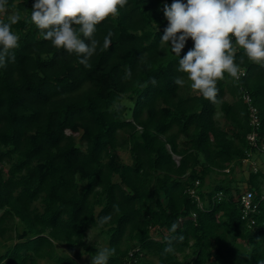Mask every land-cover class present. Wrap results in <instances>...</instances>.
<instances>
[{
  "label": "trees",
  "instance_id": "obj_1",
  "mask_svg": "<svg viewBox=\"0 0 264 264\" xmlns=\"http://www.w3.org/2000/svg\"><path fill=\"white\" fill-rule=\"evenodd\" d=\"M32 3L8 0L0 17H22L13 25L20 37L15 62L0 68V238L17 239L0 253V264H79L100 250L87 242L93 228L116 249L108 264H145L146 254L158 264H264V171L250 166L247 179L260 202L254 224L242 219V188L229 176L249 152L261 153L248 139L254 126L244 95L258 108L264 143V62L245 57V75L225 73L217 103L192 92L190 81L173 83L185 74L160 42L168 24L163 4L172 0H127L97 25L101 45L109 30L114 35L91 68L43 40L30 20ZM192 45L189 39L182 55ZM242 54L237 47V61ZM124 144L131 163L118 153ZM213 172L228 177L206 189ZM109 213L112 220L100 225ZM179 235L175 253L164 255L168 238Z\"/></svg>",
  "mask_w": 264,
  "mask_h": 264
},
{
  "label": "clouds",
  "instance_id": "obj_2",
  "mask_svg": "<svg viewBox=\"0 0 264 264\" xmlns=\"http://www.w3.org/2000/svg\"><path fill=\"white\" fill-rule=\"evenodd\" d=\"M126 4L127 0H33L30 20L41 30L43 40L69 55L75 54L81 65L91 68L90 60L97 49H108L114 35L109 30L101 45L96 38L97 25L116 16ZM7 11L8 0H0V13ZM162 11L168 24L160 42L167 43L178 57L176 71L185 74L173 78L175 85L184 87L190 81L191 88L219 103L217 81L225 79V73L239 79L245 57L264 62V0H172L171 5L163 4ZM21 18L15 12L8 16V22H0V68L15 62L14 50L20 46V37L13 25ZM189 39L193 45L182 55ZM237 47L243 50L238 61ZM125 76L132 77L130 68L125 70ZM150 82L157 84L154 77ZM111 220L109 213L98 222L104 225ZM178 227L173 222L169 231L175 233ZM183 240L182 235L169 237L163 254H174L176 245ZM115 252V247H105L91 264H108Z\"/></svg>",
  "mask_w": 264,
  "mask_h": 264
},
{
  "label": "rangeland",
  "instance_id": "obj_3",
  "mask_svg": "<svg viewBox=\"0 0 264 264\" xmlns=\"http://www.w3.org/2000/svg\"><path fill=\"white\" fill-rule=\"evenodd\" d=\"M10 13L13 14L14 12H10ZM4 14H7V13H0V17H3ZM192 92L195 93V89L192 88ZM124 102L130 103L129 98H126ZM129 116L131 117V112ZM129 116L128 118H130ZM118 153L124 162L126 163L132 162V155L130 153L129 144H124L123 147H119ZM176 158L179 159L178 156H176ZM254 163L255 165H257L258 169H262L264 171V153L254 154L253 157L250 158L249 161H245L244 166L237 167L238 170L234 174L229 175L230 177H233L236 180V182H234L233 184L234 186H237L242 189L248 188L247 179H248V176L251 170L250 166H252ZM227 177L228 175L222 172L221 173L220 172L211 173V175L207 177V184L205 186L206 189H210L214 183H216L217 181L220 182L222 179H227ZM17 223L19 224L17 226L18 231H22V224L20 223V221H17ZM98 232H99V229L97 228L91 229L87 237V242L89 244L97 243L99 246V249L101 250L108 246V243H107L108 235H105L106 237L105 239V237L102 235H99ZM152 233H153V236H155L156 238H161V233L159 231L153 229ZM16 241H17L16 238L13 241H7V242L0 238V253H3L7 249V247H9L11 244H13ZM57 246H58L59 252L61 253L67 252V249L64 246V244L57 243ZM94 257L95 255L84 254L82 258L79 260V264H91V261L94 259ZM179 257L182 258L183 255L179 254ZM142 259H143V263L145 264L148 263V261L151 264H158L157 258L152 254L143 255ZM38 264H55V263L53 262V260H50V259H40Z\"/></svg>",
  "mask_w": 264,
  "mask_h": 264
},
{
  "label": "built area",
  "instance_id": "obj_4",
  "mask_svg": "<svg viewBox=\"0 0 264 264\" xmlns=\"http://www.w3.org/2000/svg\"><path fill=\"white\" fill-rule=\"evenodd\" d=\"M242 73H238L239 78H241L240 76L245 75V69L242 68ZM244 98L246 99L247 102L250 103V115H251V124L254 126L253 131L250 132V134L248 135V139L250 140V144H252L253 146H256L258 148V150L261 153H264V143H258V132H257V127L260 125V120H259V115H258V108L253 105L251 103V97L248 94L244 95ZM252 156V152L248 153V158L244 159L245 161H249L250 158ZM253 166V170L257 171V165H255V163L252 165ZM228 171V169H227ZM198 184V182H197ZM191 193L196 196V198L198 200L199 197L197 196L196 192L194 189L191 190ZM224 197V193L222 191H220L217 194V198L219 200L223 199ZM264 199V193L261 196V200ZM238 200L240 202L241 205V217L242 219L248 221L249 224H254L255 223V216L257 215V213L259 212L260 208H259V204L260 202L258 200H256L255 198V194L252 190L246 188V189H242V191L240 192L239 196H238ZM128 264H131V262H129Z\"/></svg>",
  "mask_w": 264,
  "mask_h": 264
}]
</instances>
